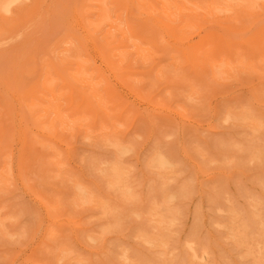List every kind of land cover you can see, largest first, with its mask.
I'll list each match as a JSON object with an SVG mask.
<instances>
[{
	"label": "rangeland",
	"instance_id": "rangeland-1",
	"mask_svg": "<svg viewBox=\"0 0 264 264\" xmlns=\"http://www.w3.org/2000/svg\"><path fill=\"white\" fill-rule=\"evenodd\" d=\"M184 1L0 0V264H264V0Z\"/></svg>",
	"mask_w": 264,
	"mask_h": 264
},
{
	"label": "bare ground",
	"instance_id": "bare-ground-1",
	"mask_svg": "<svg viewBox=\"0 0 264 264\" xmlns=\"http://www.w3.org/2000/svg\"><path fill=\"white\" fill-rule=\"evenodd\" d=\"M9 1H10V0H8V2H9ZM12 1H13V0H11V2H9V3L11 4ZM17 1H18V0H17ZM183 1H184V0H183ZM254 1H255V0H254ZM254 1H253V2H254ZM103 2H105V1H103ZM110 2H111V1H109V3H110ZM168 2H169V1H168ZM184 2H185V1H184ZM186 2H187V1H186ZM263 2H264V1H263ZM9 3H8V4H9ZM152 3H154V2H152ZM179 3H180V2H179ZM191 3H193V1H192ZM259 3H260V1H259ZM259 3H258V4H259ZM8 4H7V5H8ZM170 4H172V3H170ZM193 4H195V3H193ZM196 4H197V3H196ZM255 4H257V3L255 2ZM260 4H261V3H260ZM154 5H155V3H154ZM172 5H173V4H172ZM187 5H188V4H187ZM190 5H191V4H190ZM263 5H264V4H263ZM130 6H131V5H130ZM174 6H175V5H174ZM185 6H186V5L184 4V7H185ZM257 6H258V5H257ZM260 6H261V5H260ZM172 7H173V6H172ZM182 7H183V6H182ZM105 8L107 9L106 6H105ZM134 8H135V7H134ZM249 8H250V6H249ZM254 8H255V7H254ZM257 8H258V7H257ZM91 9H92V7H91ZM115 9H116V8H115ZM152 9H153V8H152ZM169 9H170V7H169ZM186 9H187V8H186ZM194 9H195V8H194ZM206 9H207V8H206ZM211 9H212V7H211ZM211 9H209V11H210ZM213 9H214V8H213ZM213 9H212V10H213ZM225 9H226V8H225ZM127 10H128V7H127ZM171 10H173V9H171ZM188 10L191 12L190 9H188ZM198 10H199V9H198ZM215 10H216V9H214V11H215ZM260 10H262V9H260ZM260 10H258V13L261 12ZM133 11H134V10H133ZM174 11H176V10H174ZM193 11H195V10H193ZM217 11H219V10H217ZM254 11H255V9H254ZM262 11H263V10H262ZM176 12H177V11H176ZM185 12H186V11H185ZM195 12H197V11H195ZM207 12H208V11H207ZM219 12H220V11H219ZM152 13H153V11H152ZM172 13H173V12H172ZM201 13H205V14H206V11H205V12H201ZM212 13H213V11H212ZM258 13H256V15H257ZM261 13H262V12H261ZM263 13H264V11H263ZM177 14H178V13H177ZM183 14H185V13H183ZM198 14H199V13H198ZM208 14H209V12H208ZM237 14H238V13H237ZM151 15H152V14H151ZM151 15H150V16H151ZM153 15H154V14H153ZM153 15H152V17H154ZM158 15H159V14H158ZM194 15H195V17L197 16L196 14H194ZM194 15L192 14V16H194ZM215 15H216V14H215ZM217 15H218V14H217ZM239 15H240V14H239ZM239 15H238V16H239ZM156 16H157V15H156ZM176 16H177V15H175V17H176ZM183 16H185V15H183ZM192 16H191V18H192ZM204 16H205V15H204ZM209 16H210V15H209ZM213 16H214V15H213ZM253 16H254V15H253ZM257 16L260 17V15H257ZM158 17H159V16H158ZM195 17H194V19H196ZM201 17H202V16H201ZM201 17H200V20H201ZM205 17H206V16H205ZM88 18H89V17H88ZM148 18H149V17H148ZM154 18H156V17H154ZM176 18H177V17H176ZM183 18H185V17H183ZM198 18H199V17H198ZM216 18L218 19V16H217V17L215 16V19H216ZM219 18H220V20H221V17H220V16H219ZM228 18H230V17H228ZM239 18L241 19V15H240ZM152 19H153V18H152ZM157 19H158V18H157ZM159 19H163V18H159ZM187 19H188V18H187ZM192 19H193V18H192ZM202 19H203V18H202ZM240 19H239V20H240ZM253 19H254V18L250 19L251 22H252V21L254 22ZM181 20H182V18H181ZM205 20H206V19H205ZM211 20H212V17H211ZM220 20H219V21H220ZM225 20H226V19H225ZM114 21H115V20H114ZM164 21H166V20H164ZM184 21H185V20H184ZM197 21H198V19H197ZM212 21H213V20H212ZM214 21H215V20H214ZM230 21H231V20H230ZM243 21H244V20H243ZM179 22H180V21H179ZM181 22H183V20H182ZM187 22H188V20H187ZM216 22H217V21H216ZM220 22H223V21L221 20ZM239 22H241V24L243 23L242 21H239ZM249 22H250V21H249ZM114 23H115V22H114ZM138 23H139V22H138ZM138 23H137V25H138ZM214 23H215V22H214ZM214 23H213V24H214ZM229 23H230V22H229ZM141 24H142V23H141ZM144 24H145V22H144ZM147 24H148V23H147ZM176 24H179V23H176ZM188 24H189V22H188ZM197 24H198V23H197ZM225 24H226V23H225ZM232 24H233V22H232ZM243 24H244V23H243ZM243 24H242V26H244ZM252 24H253V23H252ZM83 25H84V24H83ZM142 25H143V24H142ZM145 25H146V24H145ZM145 25H143V26H145ZM171 25H172V23H171ZM253 25H254V24H253ZM84 26H86V25H84ZM120 26H121V25H120ZM148 26H149V25H148ZM180 26H181V27H180V29H181L183 25L180 24ZM232 26H233V25H232ZM236 26H237V25H236ZM239 26H240V25H238V27H239ZM242 26H241V27H242ZM183 27H185V24H184ZM220 27H221V26H220ZM241 27H240V28H241ZM246 27H247V26H246ZM246 27H245V28H246ZM248 27H249V26H248ZM248 27H247V28H248ZM250 27H251V26H250ZM136 28H137V27H136ZM150 28H152V27H150ZM177 28H179V27H177ZM206 28H207V27H206ZM209 28H210V27H209ZM221 28H222V27H221ZM243 28H244V27H243ZM256 28H257V26H256ZM134 29H135V28H134ZM146 29H149V28H146ZM182 29H184V28H182ZM135 30H137V29H135ZM138 30H139V29H138ZM211 30H213V28H212ZM254 30H255V29H254ZM256 30H257V29H256ZM81 31H82V30H81ZM145 31H146V30H145ZM179 31H180V30H179ZM179 31H178V32H179ZM182 31H185V29L182 30ZM188 31H189V30H188ZM200 31H201V30H200ZM213 31H214V30H213ZM217 31H218V30H217ZM224 31H225V30H224ZM246 31H247V29H246ZM252 31H253V30H252ZM101 32H102V31H101ZM139 32H140V34H141V31H139ZM146 32H147V31H146ZM155 32H156V30H155ZM168 32H169V31H168ZM190 32H191V31H190ZM198 32H199V31H198ZM218 32H219V31H218ZM243 32H244V31H243ZM132 33H133V32H132ZM153 33H154V30H153ZM169 33H170V32H169ZM171 33H172V32H171ZM174 33H175V32H174ZM219 33H220V32H219ZM225 33H226V32H225ZM228 33H229V32H228ZM241 33H242V32H241ZM99 34H100V33H99ZM144 34H145V33H144ZM157 34H158V33H157ZM162 34H163V33H162ZM172 34H173V33H172ZM196 34H197V33H196ZM231 34H232V33H231ZM245 34H246V33H245ZM247 34H248V32H247ZM95 35H96V34H95ZM142 35H143V34H142ZM142 35H141V36H142ZM145 35H147V34H145ZM159 35H161V34H159ZM187 35H189V34L187 33ZM187 35H186V36H187ZM213 35H215V34H213ZM217 35H218V34H217ZM217 35H216V36H217ZM220 35H221V34H220ZM237 35H238V33H237ZM239 35H240V33H239ZM261 35H262V33H261ZM263 35H264V32H263ZM96 36H97V35H96ZM141 36H140V37H141ZM147 36H148V35H147ZM147 36H146V37L144 36V37L147 38ZM168 36H170V35L168 34ZM180 36H181V35H180ZM231 36H232V35H231ZM74 37H75V36H74ZM85 37H86V36H85ZM92 37H93V36H92ZM131 37H132V36H131ZM151 37H153V35H152ZM161 37H162V36H161ZM171 37H172V36H171ZM173 37H174V35H173ZM173 37H172V38H173ZM210 37L212 38V36H210ZM229 37H230V36H229ZM233 37H234V36H233ZM233 37H232V38H233ZM241 37H243V35H242ZM259 37L261 38L262 36H259ZM135 38H137V37H135ZM155 38H156V37H155ZM167 38H168V37H167ZM217 38H218V37H217ZM223 38H224V37H223ZM230 38H231V37H230ZM112 39H113V38H112ZM160 39H161V38H160ZM160 39H159V40H160ZM170 39H171V38H170ZM173 39H174V38H173ZM179 39H180V38H179ZM234 39H235V38H234ZM75 40L77 41V39H75ZM104 40H105V39H104ZM106 40H107V39H106ZM148 40H150V39H148ZM167 40H168V39H167ZM191 40H192V39H191ZM207 40H208V39H207ZM207 40H206V41H207ZM215 40H216V39H215ZM226 40H227V39H226ZM237 40H238V39H237ZM261 40H262V39H261ZM79 41H80V40H79ZM119 41H120V40H118L117 42L120 44L121 42H119ZM143 41H144V40H143ZM156 41H157V39H156ZM160 41H163V40L161 39ZM178 41H179V40H178ZM187 41H188V40H187ZM206 41H204V42H206ZM232 41H236V40H232ZM72 42H73V41H72ZM141 42H142V41H141ZM164 42H165V41H164ZM184 42H185V40H184ZM190 42H191V41H190ZM190 42H189V43H190ZM217 42H218V41H217ZM217 42H216V43H217ZM78 43H79V42H78ZM80 43H81V42H80ZM124 43H125V41H124ZM143 43H144V42H143ZM153 43H154V42H153ZM156 43H157V42H156ZM161 43H162V42H161ZM173 43H174V42H173ZM185 43H186V42H185ZM187 43H188V42H187ZM223 43H224V42H223ZM81 44H82V43H81ZM116 44H117V43H116ZM121 44H122V43H121ZM167 44H168V43H167ZM170 44H171V43H170ZM182 44H183V43H182ZM203 44H204V43H203ZM203 44H202V45H203ZM220 44H221V43H220ZM261 44H262V42H261ZM261 44H260V47H261ZM89 45H90V44H89ZM125 45H126V44H125ZM127 45H128V44H127ZM152 45H154V44H151V46H152ZM174 45H175V44H174ZM178 45H179V44H178ZM180 45H181V44H180ZM180 45H179V46H180ZM189 45H190V44H189ZM214 45H215V44H214ZM110 46H111V45H109V47H110ZM118 46H120V45H118ZM128 46H129V45H128ZM196 46H197V45H196ZM196 46L193 47V49L196 48ZM199 46H200V45H198V48H199ZM216 46H217V45H216ZM223 46H224V44H223ZM235 46H238V47H239V45H235ZM235 46H234V47H235ZM255 46H256V44H255ZM255 46H254V47H255ZM97 47H98V45H97ZM111 47H112V46H111ZM129 47H130V46H129ZM154 47H155V45H154ZM156 47H157V46H156ZM159 47H160V46H159ZM181 47H182V46H181ZM185 47H186V46H185ZM187 47H188V46H187ZM240 47H241V46H240ZM254 47H253V49H254ZM168 48H170V47H168ZM189 48H190V47H188V49H189ZM191 48H192V47H191ZM214 48H215V47H214ZM216 48H217V47H216ZM218 48H219V47H218ZM224 48H225V47H224ZM224 48L221 47L220 50H223ZM256 48H257V47H256ZM75 49H76V48H75ZM112 49H113V48H112ZM154 49H155V48H153V50H154ZM240 49H241V48H240ZM257 49H259V48H257ZM92 50H93V49H92ZM168 50H169V49H168ZM185 50H186V48H184V51H185ZM212 50H214V49H212ZM217 50H218V49H216V51H217ZM233 50H235V49L233 48ZM106 51H107V50H106ZM159 51H160V48H159ZM181 51L183 52V50H181ZM224 51H225V50H224ZM93 52H94V51H93ZM174 52H175V51H173L172 53H174ZM186 52H187V51H186ZM188 52H191V53H192V51H188ZM188 52H187V53H188ZM219 52H220V51H219ZM219 52L216 53V54H218L217 57H215V58H217V60H218ZM234 52H235V51H234ZM234 52H233V54H234ZM251 52H253V51H251ZM87 53H88V52H87ZM87 53H86V55H87ZM99 53H100V52H99ZM105 53H106V52H105ZM105 53H103V54H105ZM170 53H171V52H169V55H171ZM177 53H178V52H177ZM213 53H214V52H213ZM224 53L227 54L228 52L226 51V52H224ZM249 53H250V51H249ZM249 53H248V54H249ZM84 54H85V52H84ZM178 54H179V53H178ZM214 54H215V53H214ZM216 54H215V55H216ZM235 54H236V53H235ZM244 54H245V51H244ZM172 55H173V54H172ZM174 55H175V54H174ZM183 55H184V53H183ZM194 55H195V54H194ZM227 55H228V54H227ZM227 55H226V57H227ZM253 55H254V54H253ZM105 56L107 57V53H106ZM162 56H164V55H162ZM177 56H178V55H177ZM195 56H196V55H195ZM213 56H214V55H213ZM87 57H89V56H87ZM160 57H161V56H160ZM179 57H180V56H179ZM183 57H184V56H183ZM236 57H237V56H236ZM236 57H235V58H236ZM85 58H86V57H85ZM130 58H131V57H130ZM130 58H129V59H130ZM173 58H174V57H173ZM197 58H199V56H198ZM233 58H234V56H233ZM237 58H238V57H237ZM158 59L161 60L162 57H161V59H160V58H158ZM158 59H157V60H158ZM163 59H164V58H163ZM167 59H168V58H167ZM171 59H172V58H171ZM185 59H186V58H185ZM202 59H203V58H202ZM229 59H230V56H229ZM81 60H82V58H81ZM89 60H90V59H89ZM95 60H96V59H95ZM97 60H98V59H97ZM130 60H131V59H130ZM157 60L155 59V60H152V61H157ZM165 60H166V59H165ZM188 60H189V59H188ZM230 60H231V59H230ZM85 61H87V60L85 59ZM145 61H147V60H145ZM145 61L142 62V63H143V64L146 63ZM161 61H163V60H161ZM170 61H171V60H170ZM196 61L198 62V60H196ZM232 61H233V60H232ZM234 61H235V60H234ZM112 62H113V61H112ZM147 62H148V61H147ZM158 62H160V61H158ZM181 62H182V61H181ZM186 62H187V60H186ZM83 63H84V61H83ZM88 63H89V62H88ZM95 63H96V62H95ZM130 63H131V62H130ZM136 63H138V62H136ZM150 63H151V64H149V65L152 66V65H153L152 62H150ZM55 64H57V62H56ZM85 64H87V63H85ZM98 64H99V63H98ZM111 64H112V63H111ZM128 64H129V62L127 63V65H128ZM146 64H147V63H146ZM146 64H145V65H146ZM158 64H159V63H158ZM189 64H190V62H189ZM191 64H192V63H191ZM199 64H200V63H199ZM52 65H53V64H52ZM90 65H92V63H91ZM107 65H108V64H107ZM192 65H194V63H193ZM204 65H205V64H204ZM230 65H231V64H230ZM42 66H43V65H42ZM42 66H41V67H42ZM57 66H58V65H57ZM66 66H68V65H66ZM94 66H95V65H94ZM108 66H109V65H108ZM136 66H137V65H136ZM140 66H141V65H140ZM181 66H182V65H181ZM50 67H52V66H50ZM84 67H88V66H84ZM123 67H126V66H123ZM127 67H128V66H127ZM129 67H130V65H129ZM148 67H149V66H148ZM160 67H161V66H160ZM231 67H232V66H231ZM52 68L54 69V66H53ZM63 68H64V66H63ZM65 68H66V67H65ZM65 68H64V69H65ZM134 68H135V67H134ZM144 68H147V65H146V67H144ZM153 68H156V67H153ZM161 68H162V67H161ZM41 69H42V68H41ZM53 69H52V70H53ZM84 69H85V68H84ZM87 69H88V68H87ZM122 69H123V68H122ZM132 69H133V68H132ZM181 69H182V67H181ZM92 70H93V69H92ZM124 70H125V69H124ZM124 70H123V71H124ZM126 70H127V69H126ZM119 71L121 72V69H120ZM127 71H128V70H127ZM127 71H126L125 73H129V72H127ZM132 71H133V70H132ZM153 71L156 72V70H154V69H153ZM162 71L164 72V70H162ZM178 71H179V70H178ZM85 72H87V71H85ZM141 72L143 73V70H142ZM151 72H152V71H151ZM151 72H150V73H151ZM157 72H158V71H157ZM40 73H41V72H40ZM108 73H109V72H108ZM139 73H140V72H139ZM164 73H166V72H164ZM41 74H42V73H41ZM41 74H40V75H41ZM131 74H132V73H131ZM137 74H138V73H137ZM137 74H136L137 77L140 76V75H143V74H140V75H137ZM156 74H157V73H156ZM167 74H168V73H167ZM173 74H174V73H173ZM180 74H181V73H180ZM184 74H185V73H184ZM54 75H55V74H54ZM129 75H130V74H129ZM133 75H134V73H133ZM41 76H42V75H41ZM41 76H40V77H41ZM152 76H154V75H152ZM185 76H186V75H185ZM38 77H39V76H38ZM134 77H135V75H134ZM154 77H155V76H154ZM154 77H153V79H154ZM182 77H183V74H182ZM182 77H181V78H182ZM157 78H158V77H157ZM161 78H162V77H161ZM161 78H160V80H161ZM164 78H165V77H164ZM172 79H173V78H172ZM177 79H178V78H177ZM179 79H180V78H179ZM183 79H185V78H183ZM183 79H181V80H182V81H185V80H187L188 78H186L185 80H183ZM37 80H38V78H37ZM134 80H135V79H134ZM154 80H156V79H154ZM160 80H159V81H160ZM164 80H165V79H164ZM167 80H168V78H167ZM170 80H171V79H170ZM174 80H175V79H174ZM174 80H173V81H174ZM113 81H114V80H113ZM182 81H181V82H182ZM190 81H191V80H190ZM62 82L64 83L63 80H62ZM62 82H61V83H62ZM78 82H79V81H78ZM155 82H156V81H154L153 83H155ZM157 82H158V80H157ZM165 82H168V81H165ZM170 82H171V81H170ZM175 82H176V81H175ZM185 82H186V81H185ZM188 82H189V81H188ZM5 83H7V82H5ZM36 83H37V82H36ZM136 83H137V82H136ZM158 83H159V82H158ZM163 83H164V82H163ZM163 83H162V84H163ZM168 83H169V82H168ZM179 83H180V82H179ZM24 84H25V82H24ZM141 84H142V83H141ZM155 84H156V83H155ZM160 84H161V83H160ZM184 84H185V83H184ZM6 85H7V84H6ZM22 85H23V84H22ZM61 85H62V84H60V86H61ZM64 85H65V83H64ZM66 85H67V84H66ZM72 85H74V84H72ZM147 85H148V84H147ZM188 85H189V83H188ZM8 86H9V85H8ZM62 86H63V85H62ZM139 86H140V85H139ZM139 86H138V87H139ZM73 87H74L73 89H75V85H74ZM76 87L79 88L78 86H76ZM105 87H107V86H105ZM118 87H119V86H118ZM186 87H187V86H186ZM9 88H10V87H9ZM21 88H22V87H21ZM28 88H29V87H28ZM68 88H69V86H68ZM109 88H110V87H109ZM129 88H131V86H130ZM129 88H127V89H129ZM135 88L137 89V87H135ZM189 88H190V87H189ZM79 89H80V88H79ZM84 89L86 90V88H84ZM131 89H133V88H131ZM145 89H146V88H144V90H145ZM22 90H23V92L25 91L24 89H22ZM26 90H27V92L29 93L31 89L29 88V91H28V89H26ZM36 90H37V89H36ZM80 90H81V89H80ZM82 90H83V89H82ZM140 90H141V89H140ZM187 90H189V89H187ZM192 90H193V89H192ZM194 90H195V89H194ZM38 91H39V89H38ZM40 91H41V90H40ZM40 91H39V92H40ZM128 91H129V90H128ZM141 91H142V90H141ZM152 91H153V90H152ZM152 91H151V94H153ZM171 91H172V90H171ZM23 92H22V94H23ZM27 92H26V93H27ZM31 92H32V91H31ZM77 92H78V91H77ZM77 92H76V93H77ZM129 92L132 93L131 91H129ZM142 92H143V91H142ZM184 92H185V91H184ZM191 92H192V91H191ZM191 92H190V93H191ZM3 93H4V92H3ZM20 93H21V92H20ZM26 93L24 92L25 95H26ZM45 93H46V92H45ZM76 93L74 92V94H76ZM80 93H83V92L81 91V92H79V93H77V94H80ZM140 93H141V92H140ZM175 93H176V92H175ZM177 93H178V92H177ZM177 93H176V94H177ZM9 94H10V93H9ZM24 94H23V95H24ZM43 94H44V93H43ZM68 94H69V93H68ZM136 94H137V93H136ZM25 95H24V96H25ZM27 95H28V94H27ZM27 95H26V96H27ZM32 95H33V94H32ZM46 95H48V94H46ZM71 95H72V94H71ZM138 95H140V94L138 93ZM26 96L24 97L25 99H26ZM33 96H34V95H33ZM35 96H36V94H35ZM11 97H12V96H11ZM21 97H23V96H21ZM21 97H20V98H21ZM37 97H38V96H37ZM35 98H36V97H35ZM46 98H47V97H46ZM71 98H73V97H71ZM87 98H88V96H87ZM38 100H39V99H38ZM41 100H42V99H41ZM82 100H84V99H82ZM42 101H43V100H42ZM65 101H66V100H65ZM69 101H70V100H69ZM69 101H68V102H69ZM84 101H85V100H84ZM26 102H27V101H26ZM40 102H41V101H40ZM73 102H74V100L72 101V103H73ZM77 102H78V101H77ZM77 102H76V103H77ZM27 103H28V102H27ZM44 103H45V102H44ZM76 103H75V104H76ZM78 103H79V102H78ZM56 104H57V103H56ZM58 104H60V102H59ZM69 104H70V103H69ZM69 104H68V106H70ZM73 104H74V103H73ZM75 104H74L73 106H75ZM84 104H85V103H84ZM114 104L116 105L117 103H114ZM54 105H55V103H54ZM54 105H53V106H54ZM77 105H78V104H77ZM112 105H113V104H112ZM155 105L157 106V102H156ZM155 105H154V106H155ZM53 106H52V107H53ZM160 106H161V105H160ZM163 106H164V105H163ZM42 107H43V106H42ZM58 107H59V106H58ZM65 107H67V106H65ZM79 107H81V106H79ZM108 107H109V106H108ZM116 107H117V106H115V108H116ZM161 107H162V106H161ZM233 107H234V106H232V108H233ZM246 107H247V106H246ZM33 108H35V107H33ZM45 108H46V107H45ZM47 108H48V107H47ZM49 108H50V107H49ZM55 108H56V106H55ZM60 108H61V107H60ZM95 108H96V107H94V109H95ZM115 108H114V109H115ZM156 108H157V107H156ZM227 108L231 109L230 107H227ZM243 108H244V106H243ZM50 109H51V108H50ZM50 109H49V110H50ZM63 109H64V108H63ZM63 109H62V110H63ZM71 109H75V107H74V108H71ZM87 109H88V108H87ZM89 109H90V108H89ZM103 109H104V108H103ZM103 109H101V112H102ZM118 109H119V108H118ZM229 109H228V112H229ZM234 109H235V108H234ZM246 109H247V108H246ZM36 110H37V109H36ZM56 110H58V108H57ZM62 110L59 109V111H62ZM64 110H65V109H64ZM66 110H67V109H66ZM90 110H91V109H90ZM90 110H89V112H90ZM98 110H99V109H98ZM107 110H108V108H107ZM157 110H158V109H157ZM180 110H181V109H180ZM25 111H26V110H25ZM79 111H80V110H79ZM85 111H86V110H85ZM95 111H96V110H95ZM111 111H113V110H111ZM119 111H120V110H119ZM155 111H156V110H155ZM32 112H33V111H32ZM71 112H72V111H71ZM76 112H77V111H76ZM76 112H75V113H76ZM87 112H88V111H87ZM92 112H93V111H92ZM108 112H109V111H108ZM178 112H179V111H178ZM181 112H182V111H181ZM234 112H235V110H234ZM234 112H231V110H230V113H234ZM236 112H239V111H236ZM244 112H245V111H244ZM102 113H103V112H102ZM104 113H105V112H104ZM104 113H103V115H104ZM109 113H110V112H109ZM118 113H119V112H118ZM179 113H180V112H179ZM224 113H225V112H224ZM34 114H35V113H34ZM39 114H40V113H39ZM62 114H63V113H61V115H62ZM89 114L92 115L91 112H90ZM181 114H182V113H181ZM240 114H241V113H240ZM65 115H66V114H65ZM65 115H64V117H67V115H66V116H65ZM69 115H70V114H69ZM72 115H74V113H73ZM109 115L111 116L112 114H109ZM241 115H243V114H241ZM35 116H39V115L36 114ZM35 116H34V117H35ZM45 116H46V115H45ZM116 116H117V115H116ZM182 116H183V114H182ZM244 116H245V115H244ZM49 117H51V116H49ZM60 117H61V116H60ZM68 117H69V116H68ZM86 117H87V116H86ZM101 117H102V116H101ZM111 117H112V116H111ZM111 117H110V119H113V118H111ZM240 117H242V116H240ZM45 118H46V117H45ZM71 118H72V117H71ZM88 118H89V117H88ZM90 118H91V117H90ZM98 118H99V117H98ZM102 118H103V117H102ZM102 118H100V119L102 120ZM32 119H33V118H32ZM47 119H48V118H47ZM47 119H46V121H45L46 123H48V122H47ZM66 119H67V118H66ZM72 119H73V118H72ZM100 119H99V120H100ZM119 119H121V118H119ZM255 119H256V118H255ZM49 120H50V119H49ZM70 120H71V119H70ZM99 120H98V121H99ZM105 120H106V119H105ZM107 120H108V119H107ZM113 120H114V119H113ZM113 120H112V121H113ZM115 120H116V119H115ZM122 120H123V119H122ZM235 120H238V119L236 118ZM239 120H240V119H239ZM39 121H40V120H39ZM65 121H66V120H65ZM103 121H104V119H103ZM108 121H109V120H108ZM116 121H118V120H116ZM240 121H241V120H240ZM243 121H244V120H243ZM32 122H33V121H32ZM35 122H36V121H35ZM37 122H38V121H37ZM71 122H72V121H71ZM237 122H238V121H237ZM97 123H98V122H97ZM103 123H106V122H103ZM235 123H236V122H235ZM238 123H239V122H238ZM238 123H236V124H238ZM242 123H243V122H242ZM88 124H90V123H88ZM109 124H110V122H109ZM117 124L119 125V121H118ZM122 124H123V123H122ZM43 125H44V124H43ZM46 125L48 126L49 124H46ZM113 125H114V124H113ZM120 125H121V124H120ZM33 126H34V125H33ZM36 126L38 127V125H36ZM56 126H57V128H58V124H57ZM56 126H55V127H56ZM83 126H84V125L82 124V127H83ZM97 126H98V125H97ZM106 126H107V123H106ZM110 126H111V125H110ZM49 127H50V126H49ZM79 127H80V126H79ZM32 128H33V127H32ZM34 128H35V127H34ZM45 128H46V127H45ZM84 128H85V127H84ZM88 128H89V127H88ZM88 128H87V129H88ZM111 128H112V127H111ZM48 129L51 130V128H48ZM54 129H55V128H54ZM93 129H94V128H93ZM96 129H98V128H96ZM39 131H40V130H39ZM42 131H43V130H42ZM2 132H3V131H2ZM118 132H120V131L118 130L116 133H118ZM49 133H50V131H49ZM38 134H39V133H37V135H38ZM40 134H41V133H40ZM255 134H256V133H255ZM19 135H20V134H19ZM42 135H43V133H42ZM45 135H46V133H45ZM50 135L53 136L54 134H51V133H50ZM57 135H58V133H57ZM67 135H68V134H67ZM28 136H29V134H28ZM31 136H32V134H31ZM38 136H40V135H38ZM109 136H110V135H109ZM119 136H120V135H119ZM121 136H122V135H121ZM121 136H120V137H121ZM253 136H254V135H253ZM25 137L27 138V136H25ZM40 137H42V136H40ZM44 137H45V136H44ZM44 137L41 138V139L44 140V139L47 138V137H46V138H44ZM48 137H49V136H48ZM53 137H54V136H53ZM53 137H52V138H53ZM59 137H60V136H59ZM61 137H62V136H61ZM112 137H113V136H112ZM120 137H118V139H119ZM28 138H30V137H28ZM56 138H58V137L56 136ZM104 138H106V137H104ZM113 138H114V137H113ZM32 139H34V138H32ZM121 139H122V142H123V138H121ZM124 139H125V138H124ZM254 139H255V140H254ZM254 139H253V141H256V138H254ZM3 140H4V139H3ZM26 140H27V139H26ZM35 140H37V139H35ZM46 140H47V139H46ZM46 140H45V141H46ZM63 140H64V139H63ZM119 140H120V139H119ZM107 141H108V140H107ZM23 142H24V141H23ZM28 142H29V141H28ZM37 142H38V141H37ZM58 142H59V141H58ZM124 142H125V140H124ZM231 142H232V141H231ZM6 143H7V142L5 141V145H6ZM25 143H26V141H25ZM25 143H24V144H25ZM53 143H54V142H53ZM59 143H60V142H59ZM260 143H261V141H259L258 144H260ZM24 144H23V145H24ZM32 144H33V143H32ZM34 144H35V143H34ZM42 144H43V143H42ZM55 144H57V143L55 142ZM230 144H231V143H230ZM256 144H257V141H256ZM101 145H102V143H101ZM127 145H128V144H127ZM132 145H133V144H132ZM132 145H130V146H132ZM262 145H264V141H263ZM8 146H9V145H8ZM45 146H46V144H45ZM104 146H105V144H104ZM256 146H257V145H256ZM258 146H259V145H258ZM10 147H11V146H10ZM10 147H9V148H10ZM57 147H58V146H57ZM106 147H107V146H106ZM116 147H117V146H116ZM116 147H114V148H116ZM124 147H125V146H124ZM226 147H227V146H226ZM230 147H231V146H230ZM1 148L4 149V147H1ZM46 148H47V146H46ZM49 148H50V147H49ZM52 148H53V147H52ZM256 148H258V147H256ZM23 149H24V148H23ZM23 149H22V150H23ZM108 149H109V148H108ZM119 149H120V148H119ZM119 149H118V150H119ZM237 149H238V147H237ZM20 150H21V149H20ZM52 150H53V149H52ZM55 150H56V149H55ZM58 150H59V149H58ZM114 150H115V149H114ZM129 150H130V149H129ZM160 150H161V149H160ZM255 150H256V149H255ZM257 150H258V149H257ZM2 151H3V150H2ZM11 151H12V150H11ZM132 151H133V149H131V152H132ZM23 152H24V150H23ZM23 152L21 153V155H23ZM116 152H118V151H116ZM131 152H130V153H131ZM133 152H134V151H133ZM153 152H154V151H153ZM159 152L161 153V151H159ZM112 153H113V152H112ZM119 153H120V152H119ZM119 153H118V154H119ZM157 153H158V152H156V154H157ZM19 154H20V153H19ZM128 154H129V153H128ZM14 155H15V154H14ZM162 155L164 156L165 154L162 153ZM259 155H260V153H259ZM24 156H25V152H24ZM24 156H23V157H24ZM61 156H62V155H61ZM155 156H156V155H155ZM166 156H167V155H166ZM17 157H18V156H17ZM120 157H121V156H120ZM256 157H257V156H256ZM24 158H25V157H24ZM121 158H122V157H121ZM154 158H155V157H154ZM165 158H166V157H165ZM167 158H168V157H167ZM16 159H17V161H18V160H19V157L16 158ZM16 159H15V160H16ZM22 159H23V158H22ZM92 159H93V158H92ZM259 159H260V158H259ZM20 160H21V159H20ZM62 160H63V157H62ZM98 160H100V159H98ZM153 160H154V159H153ZM159 160H160V159H159ZM90 161H91V160H90ZM151 161H152V160H151ZM161 161H162V160H161ZM20 162H21V164H22V166H23V160L20 161ZM20 162H19V164H20ZM92 162H94V161H92ZM113 162L115 163L116 161L113 160ZM120 162H121V161H120ZM152 162H153V161H152ZM14 163H15V162H14ZM94 163H95V162H94ZM96 163H97V162H96ZM101 163H102V162H101ZM109 163H110V161H109ZM109 163H108V164H109ZM163 163H165V162L163 161ZM0 164H1V162H0ZM24 164H25V162H24ZM26 164H27V163H26ZM105 164H106V163H105ZM106 165H107V164H106ZM110 165H111V164H110ZM17 166H18V165H17ZM22 166H21V167H22ZM103 166H104V164H103ZM114 166H116V165H114ZM0 167H1V166H0ZM8 167H9V166H8ZM21 167H20V168H21ZM65 167H67V166H65ZM104 168H105V167H104ZM110 168H111V167H110ZM121 168H122V167H121ZM163 168H164V167H163ZM18 169H19V167H18ZM107 169H108V168H107ZM107 169H106V170H107ZM122 169H123V168H122ZM165 169H166V168H165ZM169 169H170V168H169ZM67 170H68V169H67ZM103 170H104V169H103ZM112 170H113V169H112ZM115 170H116V169H115ZM10 171H12V170H10ZM15 171H16V170H15ZM18 171H19V170H18ZM20 171H21V170H20ZM113 171H114V170H113ZM164 171H165V170H164ZM167 171H168V170H167ZM108 172H109V171H108ZM117 172H118V171H117ZM14 173H15V172H14ZM20 173H22V172H20ZM126 173H128V172H126ZM123 174H124V173H123ZM19 175H21V174H19ZM73 175H74V174H73ZM121 175H122V173H120V176H121ZM125 175H126V174H125ZM21 176H22V175H21ZM21 176H20V177H21ZM111 176H112V174H111ZM127 176H129V173H128ZM111 178H112V177H111ZM125 178H126V177H125ZM129 178H130V177H129ZM116 179H117V178H116ZM122 180H123V179L121 178V181H122ZM124 180H125V179H124ZM126 180H127V179H126ZM114 181H115V180H114ZM118 181H120V180H118ZM118 181H117V182H118ZM17 182H18V181H17ZM117 182H116V183H117ZM127 182H128V180H127ZM127 182H126V183H127ZM124 183H125V182H124ZM119 184H120V183H119ZM30 185H32V184H30ZM121 186H122V185H121ZM121 186H120V187H121ZM26 187H27V186H26ZM31 187H32V186H31ZM31 187H30V188H31ZM130 187H131V185H130ZM0 188H1V187H0ZM33 188L36 189L35 187H33ZM33 188H32V189H33ZM76 188H77V187H76ZM81 188H82V187H81ZM81 188H80V187L78 188L79 191H80ZM122 188H123V187H122ZM124 188H125V185H124ZM126 188H127V187H126ZM32 189H31V190H32ZM131 189H132V187H131ZM36 190H37V189H36ZM33 191H34V190H32V192H33ZM121 191H123V190L121 189ZM30 192H31V191H30ZM81 192H82V191H81ZM117 192H118V191H117ZM175 194H176V193H175ZM178 194H179V192H178L176 195H178ZM122 195H123V194H122ZM124 195H125V194H124ZM33 196H34V195H33ZM41 196H42V195H41ZM86 196H87V195H86ZM120 197H121V196H120ZM125 197H126V195H125ZM179 197H180V196H179ZM41 198H42V197H41ZM121 198H122V197H121ZM155 198H156V197H155ZM177 198H178V196H177ZM177 198H176V199H177ZM37 199H38V198H37ZM127 199H128V198H127ZM127 199H126V200H127ZM133 199H134V198H133ZM171 199H172V198H171ZM254 199H255V198H254ZM39 200H40V199H39ZM122 200H123V199H122ZM124 200H125V199H124ZM177 200H178V199H177ZM258 200H259V199H258ZM42 201H43V200H42ZM42 201H40V202H42ZM137 201H138V200H137ZM228 201H229V200H228ZM252 201H253V200H252ZM129 202H130V201H129ZM129 202H128V203H129ZM131 202H132V201H131ZM154 202H155V201H154ZM230 202H231V200H230ZM254 202H255V201H253V203H254ZM260 202H261V201H260ZM42 203H43V202H42ZM91 204H92V203H91ZM123 204H124V202H123ZM132 204H133V202H132ZM231 204H233V203L231 202ZM255 204H256V203H255ZM258 204H259V203H258ZM128 205H129V204H128ZM259 205H260V204H259ZM133 206H134V205H133ZM136 206H137V205H136ZM172 206H173V205H172ZM176 206H177V205H176ZM0 207H1V206H0ZM130 208H131V210L133 209L132 206H131ZM136 208H137V207H136ZM140 208H141V207H140ZM148 208H149V207H148ZM169 208H170V207H169ZM172 208H173V207H172ZM178 208H179V207H178ZM123 209H124V208H122V210H123ZM126 209H127V208H126ZM173 209H175V206H174ZM173 209H172V211H173ZM64 210H65V209H64ZM127 210H128V209H127ZM145 210H146V209H145ZM148 210H149V209H148ZM175 210L177 211V209H175ZM178 210H179V209H178ZM230 210H231V208H230ZM230 210H229V211H230ZM234 210H236V209L234 208ZM118 211H119V209H118ZM164 211H165V210H164ZM169 211H170V210H168V212H169ZM229 211L227 210L226 213L229 212ZM236 211H237V210H236ZM236 211H233V212L236 213ZM238 211H239V210H238ZM238 211H237V213H238ZM259 211H260V209H259ZM62 212H63V211H62ZM121 212H122V211H121ZM127 212L132 213V211H130V210L127 211ZM146 212H148V211H146ZM230 212H231V211H230ZM0 213H3V212H0ZM144 213H145V212H144ZM148 213H149V215L153 214V213H150V212H148ZM170 213H171V212H170ZM226 213H225V214H226ZM123 214H124V213H123ZM134 214H135V213H134ZM173 214H174V213H173ZM231 214L233 215L232 212H231ZM1 215H2V214H1ZM4 215H6V213H4ZM136 215H137V214H136ZM138 215H141V213L138 214ZM178 215H179V214H178ZM240 215H241V214H240ZM152 216H153V215H152ZM257 216H258V215H257ZM3 217H4V216H3ZM5 217H6V216H5ZM7 217H8V216H7ZM59 217H60V216H59ZM59 217H58V218H59ZM156 217H157V216H156ZM162 217H163V216H162ZM229 217H231V215H229ZM136 218H137V217H136ZM143 218H144V217H143ZM145 218H146V216H145ZM147 218H148V217H147ZM226 218H228V217H226ZM229 219H230V218H229ZM233 219H234V217H233ZM6 220L8 221V219H6ZM146 220H147V219H146ZM227 220H228V219H227ZM14 221H15V220H14ZM147 221H148V220H147ZM152 221H153V219H152ZM169 221H170V220H169ZM235 221H236V219H235ZM244 221H245V220H244ZM223 222H225V220H224ZM226 222H227V221H226ZM149 223H150V222H149ZM155 223H156V222H155ZM216 223H217V222H216ZM219 223H220V222H218V224H219ZM231 223H233V221H232ZM239 223H240V222H239ZM153 224H154V223H153ZM171 224H172V223H171ZM218 224H217V225H218ZM221 224H222V222H221ZM3 225H4V224H3ZM10 225H11V224H10ZM150 225H152V222L150 223ZM154 225H155V224H154ZM175 225H177V224H175ZM224 225H226V224H224ZM224 225H223V226H224ZM253 225H254V224H253ZM7 226L9 227V225H7ZM158 226H159V225H158ZM214 226H215V224H214ZM220 226H222V225H220ZM223 226H222V227H223ZM248 226H249V225H248ZM5 227H6V225H5ZM167 227H168V226H167ZM215 227H216V226H215ZM215 227H214V228H215ZM218 227H219V226H218ZM0 228H1V227H0ZM152 228H154V227H152ZM156 228H157V227H155V229H156ZM160 228H161V227H160ZM216 228H217V227H216ZM225 228H227V226H226ZM225 228H223V229H225ZM242 228H243V227H242ZM260 228H261V227H260ZM218 229H219V228H218ZM227 229H228V228H227ZM230 229L233 230L231 227H230ZM262 229H263V228H262ZM2 230H3V229H2ZM39 230H40V229H39ZM152 230H153V229H152ZM157 230H158V229H157ZM145 231H146V229H145ZM145 231H142V232H143L144 234H146L147 232L145 233ZM155 231H156V230H155ZM158 231H160V230H158ZM171 231L173 232V230H171ZM171 231H169V232H171ZM222 231H223V230H222ZM239 231H240V230H239ZM86 232H87V231H86ZM142 232L140 233L141 235L143 234ZM151 232H152V231H151ZM156 232H157V231H156ZM156 232L153 231V236L155 235ZM160 232H161V231H160ZM237 232H238V231H237ZM39 233H41V231H40ZM137 233H138V232H137ZM161 233H162V232H161ZM83 234H84V233H83ZM140 234H139V235H140ZM159 234H160V233H158V234H156V235L159 236ZM167 234H168V233H167ZM251 234H252V232H251ZM51 235L53 236L52 233H51ZM77 235H78V234H77ZM85 235H86V234H85ZM147 235H148V234H147ZM147 235H146V236H147ZM150 235H151V234H150ZM150 235H149V236H150ZM172 235H173V234H172ZM246 235H247V234H246ZM48 236H49V235H48ZM48 236H47V237H48ZM57 236H58V235H57ZM83 236H84V235H82V237H83ZM86 236H87V235H86ZM137 236H138V235H137ZM144 236H145V235H144ZM153 236H152V237H153ZM160 236H161V237L163 236V238H164V234H163V235L160 234ZM243 236H244V235H243ZM252 236H253V235H252ZM38 237H39V236H38ZM54 237H55V236H54ZM141 237H142V236H141ZM152 237L150 236V237H149V240H150V238H152ZM154 237H155V236H154ZM167 237H168V236H167ZM260 237H261V236H260ZM4 238H5V237H4ZM15 238H16V236H15ZM58 238H59V237H58ZM58 238H57V240H58ZM78 238H79V237H78ZM143 238L146 239V241H147V238H146V237H142V239H143ZM262 238H263V237H262ZM10 239H11V238H10ZM64 239H65V238H64ZM74 239H75V238H74ZM86 239H87V238H86ZM138 239H139V238H138ZM154 239H155V238H154ZM164 239H165V240H168V238L166 239V236H165ZM191 239H192V238H191ZM238 239H239V238H238ZM242 239H243V238H242ZM81 240H82V242H83L84 237H83V239H81ZM161 240H162V239H161ZM229 240H230V239H229ZM233 240H234V239H233ZM236 240H237V239H236ZM253 240H254V239H253ZM253 240H252V241H253ZM255 240H256V239H255ZM58 241H59V240H58ZM74 241H75V240H74ZM85 241H87V240H85ZM138 241H139V240H138ZM169 241H170V240H169ZM61 242H62V241H61ZM64 242H65V241H64ZM82 242H81V243H82ZM87 242H88V241H87ZM91 242H92V241H91ZM257 242H260V241H257ZM257 242H256V243H257ZM55 243H56V242H55ZM55 243L53 242V245H54ZM68 243H69V242H68ZM75 243H76V241H75ZM151 243H152V242H151ZM156 243H157V241H156ZM243 243H244V242H243ZM66 244H67V243H65V245H66ZM149 244H150V243H149ZM169 244H170V243H169ZM186 244H187L188 247H189V245H191L192 243H191V244H190V243H186ZM194 244H196V243H194ZM247 244H248V243H247ZM259 244H261V243H259ZM55 245H56V244H55ZM60 245H61V244H60ZM65 245H63V247H64ZM70 245H71V244H70ZM70 245L68 244V247H69ZM147 245H148V244H147ZM211 245H212V244H211ZM254 245H256V244L254 243ZM263 245H264V244H263ZM155 246H156V245H155ZM163 246H164L165 248L167 247V246H165V245H163ZM191 246H193V245H191ZM47 247H48V246H47ZM53 247H54V246H53ZM57 247H58V246H57ZM65 247H66V246H65ZM71 247H72V246H71ZM152 247H153V245H152ZM196 247H197V246H196ZM242 247H243V246H242ZM259 247H261V246H259ZM49 248H50V247H49ZM45 249H46V247H45ZM58 249H59V248H58ZM155 249H156V248H155ZM157 249H158V248H157ZM159 249H161V248H159ZM159 249H158V250H159ZM163 249H164V248H163ZM196 249L199 250L198 248H196ZM243 249H244V248H243ZM41 250H42V249H41ZM41 250H40V251H41ZM50 250H51V249H50ZM61 250H62V249H61ZM63 250H64V249H63ZM75 250H76V249H75ZM165 250H167V248H166ZM172 250H174V249H172ZM206 250H207V249H206ZM249 250H251V249H249ZM45 251H46V250H45ZM53 251H54V249H53ZM59 251H60V250H58V252H59ZM127 251H128V250H127ZM49 252H51V251H49ZM72 252H73V250H72ZM176 252H177V251H176ZM252 252H253V251H252ZM46 253H47V252H46ZM46 253H44V254H46ZM52 253H55V252H52ZM66 253H67V251H66ZM158 253H159V252H158ZM171 253H173V252H171ZM171 253H170V255H172ZM249 253H251V252H249ZM261 253H262V251H261ZM39 254H40V253H39ZM56 254H57V253H56ZM164 254H165V253H164ZM191 254H192V253H191ZM191 254H190V255H191ZM199 254H200V253H199ZM199 254H197V255L199 256ZM244 254H245V253H244ZM246 255H247V254H246ZM246 255H245V256H246ZM248 255H249V254H248ZM248 255H247V257H248ZM257 255H258V254H257ZM71 256H72V254H71ZM157 256H158V255H157ZM162 256H163V255H162ZM194 256H196V253H194ZM243 256H244V255H243ZM245 256H244V257H245ZM259 256H260V255H259ZM48 257H49V254H48ZM64 257H65V256H64ZM80 257H81V256H80ZM119 257H120V256H119ZM164 257H166V256H164ZM164 257H163V259H164ZM170 257H171V256H170ZM249 257H250V256H249ZM46 258H47V256H46ZM50 258H51V256H50ZM54 258H55V257H54ZM56 258H57V257H56ZM65 258H66V257H65ZM74 258H75V255H74ZM74 258H73V259H74ZM77 258H78V257H77ZM157 258H158V257H157ZM192 258H193V256H192ZM194 258H195V257H194ZM242 258H243V257H242ZM255 258H256V257H255ZM51 259H53V258H51ZM51 259H50V260H51ZM71 259H72V257H71ZM83 259H85V258H83ZM165 259H166V258H165ZM243 259H244V261H245V258H243ZM79 260H80V259H79ZM200 260H201V259H200ZM248 260H249V259H248ZM248 260H247V261H248ZM53 261H54V260H53ZM55 261H56V260H55ZM75 261H76V260H75ZM81 261H83V260H81ZM257 261H258V260H257ZM68 262H69V261H68ZM77 262H78V261H77ZM160 262H161V261H160ZM162 262H163V261H162ZM167 262H168V261H166V263H167ZM53 263H54V262H53ZM204 263H205V262H204ZM255 263H256V262H255ZM54 264H55V263H54ZM259 264H260V262H259Z\"/></svg>",
	"mask_w": 264,
	"mask_h": 264
}]
</instances>
